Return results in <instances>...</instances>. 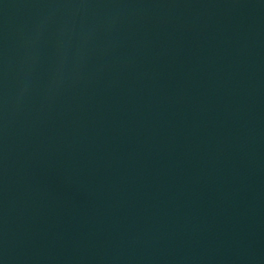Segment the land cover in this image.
I'll return each mask as SVG.
<instances>
[{
  "label": "water",
  "instance_id": "water-1",
  "mask_svg": "<svg viewBox=\"0 0 264 264\" xmlns=\"http://www.w3.org/2000/svg\"><path fill=\"white\" fill-rule=\"evenodd\" d=\"M0 264H264V0H0Z\"/></svg>",
  "mask_w": 264,
  "mask_h": 264
}]
</instances>
